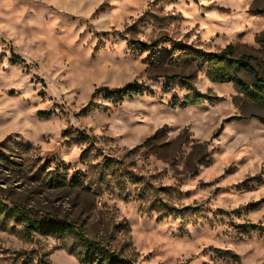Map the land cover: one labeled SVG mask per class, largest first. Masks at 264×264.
I'll return each mask as SVG.
<instances>
[{
	"label": "rangeland",
	"instance_id": "rangeland-1",
	"mask_svg": "<svg viewBox=\"0 0 264 264\" xmlns=\"http://www.w3.org/2000/svg\"><path fill=\"white\" fill-rule=\"evenodd\" d=\"M179 41L264 67V0H0V196L144 264H264L262 111ZM191 86L216 98L176 106ZM0 222V264H83L73 234Z\"/></svg>",
	"mask_w": 264,
	"mask_h": 264
},
{
	"label": "trees",
	"instance_id": "trees-1",
	"mask_svg": "<svg viewBox=\"0 0 264 264\" xmlns=\"http://www.w3.org/2000/svg\"><path fill=\"white\" fill-rule=\"evenodd\" d=\"M175 47L181 51L191 49L201 53V58L205 62L206 67H208L211 78L221 82H233L237 89L254 106L262 111V113L252 115L259 117L264 122V67L261 61L257 62L254 59L255 57L250 54H237L233 44H228L218 51H204L199 48L193 49L180 41L177 42V46ZM165 77L167 79H173V76ZM191 87L193 94L187 96L185 100L175 98L174 104L176 106L186 107L190 104H198L216 98L215 95L201 92L194 86ZM145 92L146 89L139 82L134 81L123 87H98L92 96L95 97L99 94H105V97L108 99L120 103L127 97L143 95ZM151 140L152 137L150 136L140 146L149 144ZM10 146V139L0 141V159L5 162H13L9 152ZM73 182H76V180H73ZM166 208L169 214L171 213L170 210H175L174 207L167 206ZM1 218H12L15 222L20 223L22 230L27 236H32L35 233L61 237L67 234H73L81 246L77 252L78 258L83 264H144L138 262L136 258L126 255L121 250L111 248L109 244L100 239L89 237L81 226H76L71 220L50 212L35 211L27 205L18 202L7 204L3 196H0ZM0 226L4 227L1 222ZM243 229L245 232L249 231V227L247 226Z\"/></svg>",
	"mask_w": 264,
	"mask_h": 264
}]
</instances>
